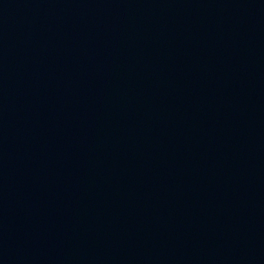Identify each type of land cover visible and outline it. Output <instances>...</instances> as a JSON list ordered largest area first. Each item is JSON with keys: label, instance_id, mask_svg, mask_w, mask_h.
I'll use <instances>...</instances> for the list:
<instances>
[{"label": "water", "instance_id": "1", "mask_svg": "<svg viewBox=\"0 0 264 264\" xmlns=\"http://www.w3.org/2000/svg\"><path fill=\"white\" fill-rule=\"evenodd\" d=\"M0 127L184 264H264V0H0Z\"/></svg>", "mask_w": 264, "mask_h": 264}]
</instances>
